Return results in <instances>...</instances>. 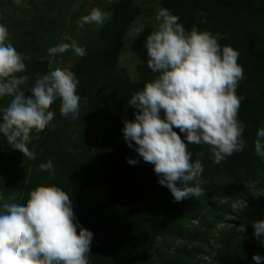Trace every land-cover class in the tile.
<instances>
[{
    "label": "clouds",
    "instance_id": "9594fccd",
    "mask_svg": "<svg viewBox=\"0 0 264 264\" xmlns=\"http://www.w3.org/2000/svg\"><path fill=\"white\" fill-rule=\"evenodd\" d=\"M111 15L94 7L77 24L100 28ZM155 20L145 48L147 67L156 75L132 94L128 104L138 111L134 119L123 121L121 131L128 147L153 165L158 183L168 188L175 202H181L201 195L198 181L204 171L200 159L192 161L188 144L209 146L216 164L245 148L244 125L238 119L243 97L236 94L244 74L237 63L238 51L219 43L226 37L196 26L186 30L166 8L158 9ZM69 50L76 57L87 54L75 40L56 41L46 51L54 56ZM28 59L14 48L7 27L0 24V99L11 97L0 112V135L12 149L31 158L30 134L54 119L50 106L59 100L60 115L76 119L80 97L77 76L52 63L45 75L27 87L30 95H26L21 86L29 77L18 74L25 72ZM134 72L132 63L130 76ZM256 136L255 153L264 158V127L257 129ZM126 159L129 164L139 163ZM39 167L54 172L50 160ZM26 195L21 199L0 194V264H89L94 235L75 217L69 195L55 185H38ZM251 224L264 243V219ZM245 231L244 224L237 227L238 233ZM252 260L264 264L259 254H253Z\"/></svg>",
    "mask_w": 264,
    "mask_h": 264
},
{
    "label": "rangeland",
    "instance_id": "374dc122",
    "mask_svg": "<svg viewBox=\"0 0 264 264\" xmlns=\"http://www.w3.org/2000/svg\"><path fill=\"white\" fill-rule=\"evenodd\" d=\"M163 0H0V24L9 32L14 48L24 56L26 70L18 75H27L29 80L21 90L26 92L35 79L48 71L49 64L69 68L79 57L71 50L50 55L46 50L56 41L71 42L86 49L82 57L84 67L73 72L78 80L77 94L80 97L79 111L101 119L112 113L111 105L118 95L134 88L140 81L139 68L147 55L146 37L154 28L145 29L147 23L156 26L155 15L165 8ZM111 12V19L103 27L84 25L77 21L92 8ZM249 48L254 59L264 53V17L247 20ZM135 63L134 75L130 76V65ZM244 78L239 81L236 94L243 97L238 119L247 115L250 122L244 126L245 148L235 158L227 157L201 181V195L189 197L168 216L165 229L157 236L140 259V264H255L253 254L264 256V243L254 235L252 222L240 219L239 215L260 214L264 208V158L255 153L256 131L264 127V120H256L252 110L264 102L263 67L260 64H242ZM134 90V89H133ZM135 93V90L131 93ZM26 95L30 93L26 92ZM132 96V95H131ZM131 96L123 102L131 108V117L138 111L128 104ZM11 97L0 99V112ZM122 104V105H123ZM121 105V104H120ZM57 100L49 110L54 119L43 129L33 130L28 147L34 155L24 157L12 149L5 137L0 135V194L5 198L15 195L26 199L27 193L35 189L49 176L60 173L67 165L84 166L90 160L102 159L106 166H113L129 148L122 138L108 149L95 153L92 144L94 130L90 121L80 117L65 118L59 112ZM183 139V134L179 133ZM194 145V144H188ZM52 162L54 172L41 171L42 163ZM94 162V161H93ZM149 183L160 185L156 175ZM128 207V203H126ZM123 208V207H122ZM122 214V210H121ZM120 219L116 213L113 224ZM261 219H264L263 217ZM244 224L246 231L237 232ZM206 242L202 241V235ZM101 255L122 258L123 250L107 241ZM119 262V261H118Z\"/></svg>",
    "mask_w": 264,
    "mask_h": 264
},
{
    "label": "trees",
    "instance_id": "16d2710c",
    "mask_svg": "<svg viewBox=\"0 0 264 264\" xmlns=\"http://www.w3.org/2000/svg\"><path fill=\"white\" fill-rule=\"evenodd\" d=\"M163 1L165 8L179 17V22L186 30L196 26L226 37L220 39L219 43L238 51L237 63L240 66L261 63L264 83V53L254 59L249 51V30L246 29L247 20L264 17V0ZM152 25L147 23L143 30L155 28ZM140 55L144 62L139 68L140 81L133 88L135 92L142 90L144 84L156 75L147 67V55ZM83 63L82 57H79L72 71L79 72L84 67ZM133 89L130 87L118 95L111 105L112 113L105 114L101 119L79 111V117L87 118L94 130L93 155L97 158L98 152L108 149L122 138L123 121L132 120L131 108L123 102L132 95ZM251 113L256 120H264V102L257 104ZM243 117V125L250 122L247 115ZM245 128L244 126L243 133ZM187 150L192 154V161L200 159L202 162L204 171L199 181L217 170L218 164L213 162L209 146L187 145ZM236 155L234 153L230 157L235 158ZM126 158L137 159L139 163L129 164ZM93 161L90 160L84 166L76 163L67 165L60 173L49 176L40 185H55L68 194L75 217L83 227L93 232L94 238L88 254L89 264H140L141 257L148 251L153 240L165 229L169 214L187 200L175 202L167 187L152 186L149 183L150 177L156 175L153 165L144 162L133 149L122 154L111 167L106 166L102 159ZM4 167L5 164L0 165L1 169ZM261 167L264 171V161ZM116 213L120 214V219L113 224ZM262 217L264 218V208L260 214L239 215L240 219H247L248 222ZM78 232L79 228L77 234ZM201 240L206 242L204 234ZM107 241L117 244L123 250L122 258H118L119 262L110 258L108 253L101 255L102 246Z\"/></svg>",
    "mask_w": 264,
    "mask_h": 264
}]
</instances>
